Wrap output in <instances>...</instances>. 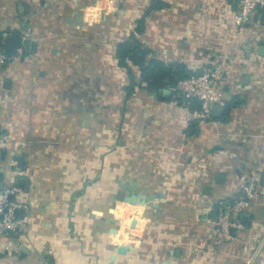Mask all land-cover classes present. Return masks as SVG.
Listing matches in <instances>:
<instances>
[{"label": "crops", "instance_id": "obj_1", "mask_svg": "<svg viewBox=\"0 0 264 264\" xmlns=\"http://www.w3.org/2000/svg\"><path fill=\"white\" fill-rule=\"evenodd\" d=\"M153 1L0 0L1 49H22L0 71V182L27 206L0 264H264V11L250 26L257 56L228 80L221 115L202 120L176 85L148 92L116 47L134 36L199 74L220 47L235 51L239 0ZM249 172L258 195L216 247V204L242 196ZM130 187L144 206L124 202Z\"/></svg>", "mask_w": 264, "mask_h": 264}, {"label": "built area", "instance_id": "obj_2", "mask_svg": "<svg viewBox=\"0 0 264 264\" xmlns=\"http://www.w3.org/2000/svg\"><path fill=\"white\" fill-rule=\"evenodd\" d=\"M264 11V0H239L237 11L227 17L231 37L235 38L234 52L226 53L220 47L215 52V61L211 67H204L199 74L179 80L176 90L185 100L199 103L198 117L209 119L210 111L214 106H220L225 100L228 80L236 75H243L249 70L248 65L257 56L256 46L252 43L254 19L258 12ZM259 26L264 29V17L259 20ZM221 45V44H220ZM22 49L18 48L12 56L7 55L0 48V71L7 62L21 56ZM2 115L0 113V124ZM2 142L0 141V147ZM257 182L254 178L243 188L242 196L232 201H220L216 207L214 222V241L216 247L232 241L236 233L243 229L240 218L250 211L252 201L257 197ZM21 190L13 185L0 187V238L2 235L14 231L19 220L16 213L26 210L27 206L19 199ZM9 246L3 245L2 251H8Z\"/></svg>", "mask_w": 264, "mask_h": 264}, {"label": "trees", "instance_id": "obj_3", "mask_svg": "<svg viewBox=\"0 0 264 264\" xmlns=\"http://www.w3.org/2000/svg\"><path fill=\"white\" fill-rule=\"evenodd\" d=\"M165 5L161 0H154L150 10L161 9ZM143 18L138 20L136 31L139 33L143 28ZM3 46L0 33V48ZM118 64L126 67L125 62L131 63L137 67L140 73L141 81L146 85L145 88L151 93H162L164 90L175 86L179 80L190 77L189 72L180 64L166 65L158 59L150 57V52L145 48L137 38L132 36L130 40L120 43L115 52ZM183 98V97H182ZM184 99V98H183ZM191 104L199 110L197 101L189 100ZM236 103H231L227 107H233ZM240 196V195H239Z\"/></svg>", "mask_w": 264, "mask_h": 264}, {"label": "water", "instance_id": "obj_4", "mask_svg": "<svg viewBox=\"0 0 264 264\" xmlns=\"http://www.w3.org/2000/svg\"><path fill=\"white\" fill-rule=\"evenodd\" d=\"M76 24L78 26H80L82 24V19H81V16L78 15L76 17V20H75ZM17 39L15 38H7L6 39V42H5V52L6 54H8L9 56H12L16 53V48H17ZM263 48H260L259 50V53H261V50ZM264 54V53H263ZM223 111V108L221 106H214L211 111H210V116L211 117H219L221 115ZM0 187H2V183L0 182ZM129 194L128 196L124 199V202L127 203V204H131V205H137V206H144L146 204V197L144 196H136L134 195L132 192L134 191V188L133 187H130L129 188ZM136 226V221L135 220H132L131 223H130V229H134V227ZM124 250V246L123 245H120L117 249V254L121 253L122 251ZM116 260V255H112L110 257V262L109 264H114V261Z\"/></svg>", "mask_w": 264, "mask_h": 264}, {"label": "rangeland", "instance_id": "obj_5", "mask_svg": "<svg viewBox=\"0 0 264 264\" xmlns=\"http://www.w3.org/2000/svg\"><path fill=\"white\" fill-rule=\"evenodd\" d=\"M105 3H107V2H109L111 5H114L115 6V3H116V0H103ZM8 55V54H7ZM249 177L247 178V181H246V184L244 185V187L254 178V180H255V182H257L258 181V175H256V173L255 174H252L251 175V172H249L248 174H247ZM243 190V189H242ZM258 192L256 191V194H257ZM258 195V194H257ZM239 196V195H238ZM254 201H252V203H253ZM256 202H257V200H256ZM216 207H217V204H216ZM125 227V226H124ZM123 227V228H124ZM125 231L127 232V229H125ZM246 263H250L249 261H247Z\"/></svg>", "mask_w": 264, "mask_h": 264}, {"label": "bare ground", "instance_id": "obj_6", "mask_svg": "<svg viewBox=\"0 0 264 264\" xmlns=\"http://www.w3.org/2000/svg\"><path fill=\"white\" fill-rule=\"evenodd\" d=\"M125 237V236H124Z\"/></svg>", "mask_w": 264, "mask_h": 264}]
</instances>
